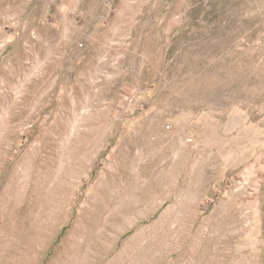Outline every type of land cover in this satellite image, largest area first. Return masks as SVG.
Here are the masks:
<instances>
[{
    "label": "rangeland",
    "instance_id": "374dc122",
    "mask_svg": "<svg viewBox=\"0 0 264 264\" xmlns=\"http://www.w3.org/2000/svg\"><path fill=\"white\" fill-rule=\"evenodd\" d=\"M0 264H264V0H0Z\"/></svg>",
    "mask_w": 264,
    "mask_h": 264
}]
</instances>
